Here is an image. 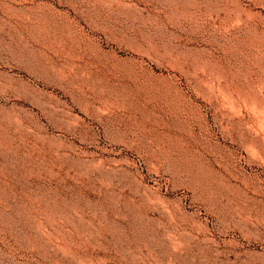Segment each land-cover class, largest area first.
Instances as JSON below:
<instances>
[{"label": "rangeland", "instance_id": "obj_1", "mask_svg": "<svg viewBox=\"0 0 264 264\" xmlns=\"http://www.w3.org/2000/svg\"><path fill=\"white\" fill-rule=\"evenodd\" d=\"M0 69L61 101L0 85V264H245L264 239V0H0Z\"/></svg>", "mask_w": 264, "mask_h": 264}, {"label": "bare ground", "instance_id": "obj_2", "mask_svg": "<svg viewBox=\"0 0 264 264\" xmlns=\"http://www.w3.org/2000/svg\"><path fill=\"white\" fill-rule=\"evenodd\" d=\"M0 85L2 86L3 90L5 91L9 90L15 99L30 104L33 108H35L45 116H53L56 115L58 112V107H60L61 101L58 98H56L51 92L47 91L44 87H42V85L40 84V80L38 78L35 77L31 78L30 76L24 78L22 76H17L13 74V72L12 74H9L7 71L0 69ZM18 123L20 124L21 121ZM244 238H247V236L246 237L244 236ZM229 243L235 247L241 244V243L239 244L235 239L230 240ZM247 244L249 246H254L255 248L257 247L258 249L256 248L251 252H249V250L236 251L235 255L237 257L243 258L245 264H264V239H260L258 241L252 242L250 238H247Z\"/></svg>", "mask_w": 264, "mask_h": 264}]
</instances>
